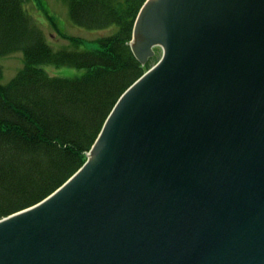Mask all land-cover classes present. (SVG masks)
<instances>
[{"label": "water", "instance_id": "1", "mask_svg": "<svg viewBox=\"0 0 264 264\" xmlns=\"http://www.w3.org/2000/svg\"><path fill=\"white\" fill-rule=\"evenodd\" d=\"M129 45L161 55L0 264H264V0H145Z\"/></svg>", "mask_w": 264, "mask_h": 264}, {"label": "trees", "instance_id": "2", "mask_svg": "<svg viewBox=\"0 0 264 264\" xmlns=\"http://www.w3.org/2000/svg\"><path fill=\"white\" fill-rule=\"evenodd\" d=\"M71 20L85 28L116 25L99 47L64 36L52 47L22 0H0V55L22 52L23 67L0 84V218L40 201L85 161L121 93L158 58L142 64L129 41L145 0H65ZM83 73L51 76L40 65Z\"/></svg>", "mask_w": 264, "mask_h": 264}, {"label": "rangeland", "instance_id": "3", "mask_svg": "<svg viewBox=\"0 0 264 264\" xmlns=\"http://www.w3.org/2000/svg\"><path fill=\"white\" fill-rule=\"evenodd\" d=\"M22 4L25 11L41 29L45 41L54 48L69 46V41L64 37L66 35L81 39V48L95 49L99 47L98 39L113 33L116 28V25H111L89 29L75 24L69 16L68 3L65 0H22ZM154 50L152 56L159 58L161 49L155 47ZM23 65V54L20 51L0 55V84H6ZM40 67L47 74L60 77L77 76L84 71L72 66H56L49 63L42 64Z\"/></svg>", "mask_w": 264, "mask_h": 264}]
</instances>
